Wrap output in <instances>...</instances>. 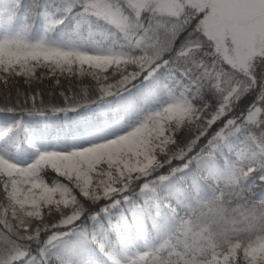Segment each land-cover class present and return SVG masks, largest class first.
Segmentation results:
<instances>
[{
	"label": "snow or ice",
	"instance_id": "1",
	"mask_svg": "<svg viewBox=\"0 0 264 264\" xmlns=\"http://www.w3.org/2000/svg\"><path fill=\"white\" fill-rule=\"evenodd\" d=\"M0 264H264V0H0Z\"/></svg>",
	"mask_w": 264,
	"mask_h": 264
}]
</instances>
